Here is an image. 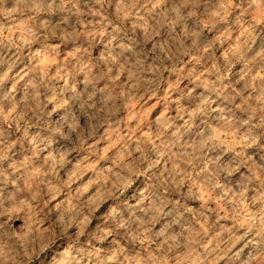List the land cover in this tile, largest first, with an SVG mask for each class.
Listing matches in <instances>:
<instances>
[{"label":"clouds","instance_id":"obj_1","mask_svg":"<svg viewBox=\"0 0 264 264\" xmlns=\"http://www.w3.org/2000/svg\"><path fill=\"white\" fill-rule=\"evenodd\" d=\"M0 264H264V0H0Z\"/></svg>","mask_w":264,"mask_h":264}]
</instances>
